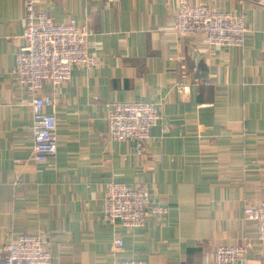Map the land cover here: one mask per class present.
<instances>
[{"label": "crops", "instance_id": "crops-1", "mask_svg": "<svg viewBox=\"0 0 264 264\" xmlns=\"http://www.w3.org/2000/svg\"><path fill=\"white\" fill-rule=\"evenodd\" d=\"M26 1L0 0V259L12 240L39 235L55 264H213L236 245L248 247L245 264H264L244 213L264 202V0H189L248 24L243 48L220 49L174 34L177 0H42L55 23L92 32L98 59L40 92L58 122L46 163L33 160V114L12 74ZM126 102L161 110L142 155L107 134V105ZM109 182L147 185L168 214L134 230L107 223Z\"/></svg>", "mask_w": 264, "mask_h": 264}, {"label": "built area", "instance_id": "built-area-1", "mask_svg": "<svg viewBox=\"0 0 264 264\" xmlns=\"http://www.w3.org/2000/svg\"><path fill=\"white\" fill-rule=\"evenodd\" d=\"M42 0H27L23 22L25 44L15 57L13 76L17 86L28 97L22 102L33 114L32 157L37 163H46L57 153L56 103L50 96H41L46 85L53 88L68 83L74 68L93 69L98 59L90 53V31L73 22L55 23L40 9ZM116 4L120 0H106ZM172 30L176 36L204 37L208 47L243 48L249 26L242 17L216 11L204 4L194 5L189 0H177ZM50 110L52 112H50ZM161 120L159 106L149 102L112 103L107 105L106 128L108 137L118 143L131 142L138 155ZM164 216L167 208L153 207L147 185H128L109 182L104 202V220L121 224L128 230L143 228L150 214ZM245 219L255 226L256 240L264 245V202L248 205ZM117 249L123 241L115 242ZM0 264H55L50 251L39 235H22L6 247ZM248 247L220 246L213 264H245ZM119 264H146L137 260H123Z\"/></svg>", "mask_w": 264, "mask_h": 264}]
</instances>
